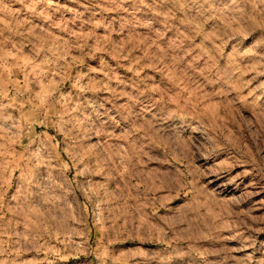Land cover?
<instances>
[{"label": "rangeland", "instance_id": "1", "mask_svg": "<svg viewBox=\"0 0 264 264\" xmlns=\"http://www.w3.org/2000/svg\"><path fill=\"white\" fill-rule=\"evenodd\" d=\"M0 264H264V0H0Z\"/></svg>", "mask_w": 264, "mask_h": 264}]
</instances>
